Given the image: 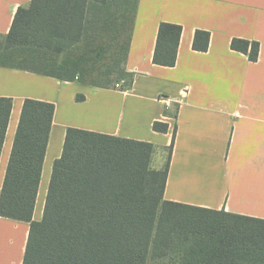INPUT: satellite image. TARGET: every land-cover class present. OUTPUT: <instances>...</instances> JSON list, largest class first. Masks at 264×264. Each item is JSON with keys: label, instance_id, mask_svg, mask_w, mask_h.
<instances>
[{"label": "trees", "instance_id": "obj_1", "mask_svg": "<svg viewBox=\"0 0 264 264\" xmlns=\"http://www.w3.org/2000/svg\"><path fill=\"white\" fill-rule=\"evenodd\" d=\"M138 1L31 0L0 35V66L102 89L130 84L124 65ZM181 32L159 25L153 64L175 65ZM209 37L197 30L192 49L206 52ZM230 49L258 59L257 42L234 38ZM11 108L0 97V153ZM53 114L51 103L24 101L0 192V217L29 225L22 264H264V220L163 199L173 142L156 169L151 143L68 128L34 221Z\"/></svg>", "mask_w": 264, "mask_h": 264}, {"label": "crops", "instance_id": "obj_2", "mask_svg": "<svg viewBox=\"0 0 264 264\" xmlns=\"http://www.w3.org/2000/svg\"><path fill=\"white\" fill-rule=\"evenodd\" d=\"M30 2L0 0V35ZM161 23L182 28L173 67L152 61ZM197 30L210 35L206 52L192 49ZM234 38L259 44L256 62L230 49ZM124 67L128 87L102 89L0 66V97L12 99L0 192L23 103L32 99L54 105L34 221L68 128L161 149L173 142L165 201L264 220V0H139ZM28 234L27 223L0 217V264H22Z\"/></svg>", "mask_w": 264, "mask_h": 264}, {"label": "rangeland", "instance_id": "obj_3", "mask_svg": "<svg viewBox=\"0 0 264 264\" xmlns=\"http://www.w3.org/2000/svg\"><path fill=\"white\" fill-rule=\"evenodd\" d=\"M121 40H125V34H123L120 38ZM129 78H124L123 80L118 81L117 83H121L120 88H122V86H126L128 84V80ZM168 155V151L166 149H161V148H155L154 149V154L152 156V166H157V169H163L165 162H166V158Z\"/></svg>", "mask_w": 264, "mask_h": 264}, {"label": "built area", "instance_id": "obj_4", "mask_svg": "<svg viewBox=\"0 0 264 264\" xmlns=\"http://www.w3.org/2000/svg\"><path fill=\"white\" fill-rule=\"evenodd\" d=\"M120 86H121V83H117V84H115V89H120Z\"/></svg>", "mask_w": 264, "mask_h": 264}]
</instances>
